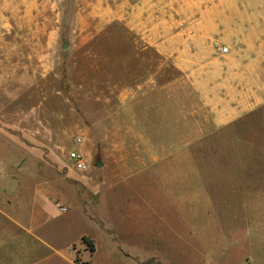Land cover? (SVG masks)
Instances as JSON below:
<instances>
[{
	"label": "rangeland",
	"instance_id": "1",
	"mask_svg": "<svg viewBox=\"0 0 264 264\" xmlns=\"http://www.w3.org/2000/svg\"><path fill=\"white\" fill-rule=\"evenodd\" d=\"M137 1L0 0V176L26 181L9 184L17 199L9 214L29 222L43 207L47 232L71 241L65 254L74 264H264V197H249L264 195V182L247 168L255 160L231 162L214 144L202 157L191 151L184 190L181 149L157 151L164 160L145 168L119 172L114 155L108 164L109 143H138L132 115L148 109V97L132 87L119 103L118 82L148 77L142 59L158 64L160 84L177 77L153 49L140 51L150 47L141 35L150 24L165 34L166 0ZM181 94L158 88L157 143L181 138L184 122L170 108V101L180 107ZM220 137L229 143V134ZM73 150L86 171L74 169ZM231 171L247 199L233 198ZM50 197L67 205H44Z\"/></svg>",
	"mask_w": 264,
	"mask_h": 264
},
{
	"label": "crops",
	"instance_id": "2",
	"mask_svg": "<svg viewBox=\"0 0 264 264\" xmlns=\"http://www.w3.org/2000/svg\"><path fill=\"white\" fill-rule=\"evenodd\" d=\"M156 1L159 0H148ZM138 2L143 4L145 0ZM165 6L168 12L165 34H160L157 25L150 24L149 29L143 30L141 35L151 48L143 47L140 51L143 53L153 49L155 55L160 54L168 61L160 66L174 71L177 77L160 84L158 64L151 63V60L145 63V59H142L143 66L148 67V77L134 76L136 78L127 83L123 80L118 82L117 86L121 88L117 95L119 103L125 102L127 97L123 96L122 91L132 87L135 92L139 89L140 97H148V109H139L132 115L136 120L133 121V130L139 138L138 143L130 148H122L119 144L116 146L113 141L109 143L106 149L108 164L109 156L114 155L111 165H116L119 172L136 165L145 168L164 160L158 159L157 151L181 149L184 190L190 170V152L198 151V156L202 157L207 151H212L214 144L216 155H221L222 148H225V151H229L231 162L247 160L248 163L255 160L253 162L258 165L248 166V171L250 174L257 172V179L263 183L264 0H166ZM215 43L227 47L228 53L222 54L215 49ZM159 87L182 88L180 107L176 108L174 101H170L172 114L176 111L180 115H175L184 122L178 128L181 138L176 142L166 140L157 143L154 138L158 123L152 119H155L154 114L158 111ZM171 97L175 98L173 95ZM140 101L141 105L143 99ZM147 117L149 121H145ZM243 121L244 126L237 125ZM226 134L230 135L229 143L219 142L222 140L220 136ZM211 137L213 143L204 142ZM230 173H233V198L247 199L249 193L243 196L238 194L244 186L239 188L240 181L234 177L237 176L234 174L236 172ZM14 182L19 185L26 183L12 176H0V264H74L65 254L71 241L65 244L57 242V234L47 232L50 229L47 225L49 218L43 207L39 212H33L29 222L9 214V208L17 202V199L9 198L13 196V192H9V184ZM253 193L249 197H264L261 191ZM53 200L63 203L50 197L43 204L48 205L52 201L54 205ZM72 204L75 206L74 201ZM245 208L246 215L252 213L249 211V208L252 211L251 205ZM73 209L72 214L84 220L77 208ZM241 214L235 213V217ZM258 215H261L260 212ZM231 220L235 223L233 216ZM247 221L254 222L251 218ZM85 233L87 231L79 234L82 236Z\"/></svg>",
	"mask_w": 264,
	"mask_h": 264
},
{
	"label": "built area",
	"instance_id": "3",
	"mask_svg": "<svg viewBox=\"0 0 264 264\" xmlns=\"http://www.w3.org/2000/svg\"><path fill=\"white\" fill-rule=\"evenodd\" d=\"M213 46L215 49H218L222 54L228 53L227 47H220L216 43ZM76 143H77V145L81 144V139L78 138L76 140ZM68 155H69V159H70V161H72L73 167L76 171L84 172L87 170V167H88L87 162L84 159L83 155L79 151L73 150Z\"/></svg>",
	"mask_w": 264,
	"mask_h": 264
},
{
	"label": "trees",
	"instance_id": "4",
	"mask_svg": "<svg viewBox=\"0 0 264 264\" xmlns=\"http://www.w3.org/2000/svg\"><path fill=\"white\" fill-rule=\"evenodd\" d=\"M120 50V49H119ZM121 51V50H120ZM136 59V58H135ZM137 60V59H136Z\"/></svg>",
	"mask_w": 264,
	"mask_h": 264
}]
</instances>
